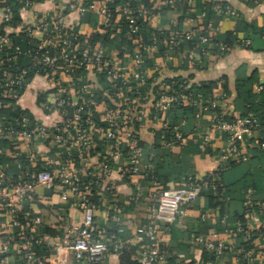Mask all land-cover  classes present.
Returning a JSON list of instances; mask_svg holds the SVG:
<instances>
[{"label":"built area","instance_id":"1","mask_svg":"<svg viewBox=\"0 0 264 264\" xmlns=\"http://www.w3.org/2000/svg\"><path fill=\"white\" fill-rule=\"evenodd\" d=\"M144 2L119 0L110 6L106 0H45V6L64 12L49 11L44 20L17 29L10 27L11 6H2L0 25L4 24L6 32L0 33V107L3 104L19 106L20 99L31 91L32 82L46 78L49 89L40 106L43 111L59 116L60 120L58 124L46 127L22 109L15 118L5 117L6 123H0V157L7 154L20 170L15 175L0 165V216L4 217L0 227L5 228L0 264H108L111 255L121 257L130 247L136 248L140 264H176L165 251L161 234L168 226L180 224L187 216L189 206L204 192L218 190L216 179L220 172L204 178L187 176L177 188L161 189L156 180L149 219L131 235L119 227L114 236L107 237V231L97 220V206L91 197L93 191L110 177L114 166L104 156H100L97 165L91 164L97 135L115 145L124 136L134 140L131 128L137 123L140 128L161 124L170 132L172 144L184 146L192 140L202 151L213 149L219 139L222 169L230 162H249L252 151L264 152V103L257 111L229 114L233 106L227 94L205 96L192 92L188 79H171L153 91L149 75L154 69L151 66L153 53L161 52L163 63L169 62L173 49L183 42L194 41V48L182 55L184 60L191 62L209 54L213 46L219 52L228 47L219 40V26L211 21L204 25L206 11L195 14L196 0H164L162 8L152 12ZM20 3L21 11L35 4L34 0H20ZM223 5L222 2L214 5L215 17L221 18L220 21L237 18V10L230 4ZM165 8L182 9L181 20L170 19V24L178 27L150 35L148 40L144 34L145 24L155 23ZM68 12H90L101 18L104 28L118 27L119 33L134 44L129 60H122L118 54L114 55L104 46L92 44L86 36L73 32L69 23L77 24L78 20L70 22ZM9 31L14 32V36ZM18 36L26 42L25 49L16 41ZM237 43L243 47L251 46V40L245 37H238ZM22 57L29 58V63L17 65V60ZM94 77H100L105 83L101 89L104 101H98L96 88L99 89L100 84L94 82ZM255 90L261 92L263 86L257 85ZM147 105L150 106L145 109ZM176 108L193 110L197 120L210 118L211 126L197 130L190 138L180 126L169 124L163 117ZM97 114L101 121L95 119ZM42 144L65 146L66 154L61 155L56 164H39ZM22 145L28 146V150L22 149ZM114 156L117 157L118 152ZM125 160L126 167L121 170L123 177L151 175V166L141 167L138 150L130 149ZM24 163L31 166L30 171L23 169ZM85 172L88 181L83 179ZM37 187H62L65 191L60 194V200L75 204L81 222L72 227L67 243L55 242L41 234L43 218L40 216L28 220V226L34 231L30 236L17 237L14 233V228L20 225L17 203L32 201ZM243 206L254 229L240 221L232 227L225 220L221 221L225 225L224 234L240 242L220 240L214 232L208 237L193 234L191 246L207 250L216 259L232 254L243 264H264V199H257L254 191L248 189L244 193ZM115 210L119 220L123 210L119 207ZM36 248L49 251L52 262L38 256Z\"/></svg>","mask_w":264,"mask_h":264},{"label":"crops","instance_id":"2","mask_svg":"<svg viewBox=\"0 0 264 264\" xmlns=\"http://www.w3.org/2000/svg\"><path fill=\"white\" fill-rule=\"evenodd\" d=\"M106 1L109 2L110 6H113L115 2V0ZM202 1L204 3L211 1L215 3L227 2L237 10V18L220 21L215 17L212 21L210 20L215 26L220 27L219 40L228 49L219 52L218 48L213 46L209 54L197 57L191 62L184 60L182 57L184 53L191 50L185 46L186 42L170 52L171 60L169 62L163 63L165 60L161 52H158V54L153 53L154 58H152L151 66L154 69L149 73L151 86L153 91H156L162 83L177 78L188 79L192 84L212 82L215 83L212 95L227 94L230 97L233 110L229 114L241 113L244 106L237 104L235 100L242 80L246 77H254L256 84L253 85V92L257 96L256 101L260 99L258 95L262 92L256 91L255 86L260 84L264 86V0ZM163 2L164 0H155L151 8H162ZM34 3L32 8L23 11L18 10V19L15 21L14 26L11 24V28L17 29L21 26L34 24L38 20H44V15L49 11L64 12L59 8L45 6V0H34ZM2 6H0V11ZM180 7L183 9V6ZM200 8L203 9V7ZM182 9L171 10L165 8L162 16L155 23L149 24L152 29L144 30L147 39L149 40L150 35L160 33L162 30L168 32V30L177 28L178 26L170 24V19L181 20ZM200 10H197L195 14ZM68 13L67 18L70 22H72V19L78 20L77 24L69 23L71 27L76 26L77 31L87 38L96 37L94 43L91 42L92 44L104 46L109 52L114 55L118 54L125 61L128 55L132 53L134 44L127 40L126 36L119 33L118 27L111 30L104 28L101 18L90 12L84 14ZM208 22V20H205L204 25ZM179 25L181 28L183 27L181 21ZM9 34H14V32L9 31ZM228 34L231 35V41L227 38ZM238 37L248 39L251 37L250 40H253L254 47L239 45L237 43ZM93 79L94 82L100 84L99 89L96 88L98 101L106 100L101 91L105 87V83L100 77H94ZM48 89L49 85L46 78L34 80L31 91L20 99L18 108L25 110L30 116L38 118L44 126L51 127L58 124L60 118L55 114L43 111L40 106V101ZM149 106L147 105L144 108L148 109ZM172 115H174V112L163 116L168 119L169 124H175ZM95 119L101 121L100 115H95ZM210 120V118L197 120L190 115H184L179 120L176 119L175 125L180 126L183 132L191 138L197 130L209 128L211 126ZM0 123L5 124V118L3 121L0 119ZM197 126L200 128L197 129ZM166 132L168 131L161 124L140 128L137 123H134L131 128V133L135 136L134 140L124 136L115 145L113 142L104 140L100 135L95 137L96 149L92 152L91 164L97 165L100 156H104L114 166L110 177L103 181L99 189L93 191L91 197L93 203L97 206L96 217L99 224L107 231V237L114 236L119 227L131 235L139 225L149 219L150 208L153 204L152 193L159 186L160 178H165L166 189H169L179 187L182 183L178 179L185 176L204 178L215 172H220V175H223V172L226 171L222 181L220 180V188L215 193L204 192L195 203L189 206L187 209L188 214L180 224L168 226L163 230L161 239L165 251L176 264H243L232 254H225L216 259L207 250L190 244L193 234L208 237L214 232L218 233L220 240L230 243L240 242L241 240H232L230 236L224 234L225 225H222V220H225L230 227L240 221L245 225H249L252 229L255 228L250 223L252 221L246 217L243 199L240 197L241 193L238 194L226 184L236 180L242 174V171L240 172L236 168L222 169L219 161V149L222 143L219 139L216 140L213 149H207L211 151H202L197 149L195 142L192 140L184 146L172 144L170 138L166 136ZM3 144L6 145L5 142ZM1 145L0 143V147ZM21 148L25 151L28 150V146L25 145H22ZM130 149H136L140 152L141 167L144 169L151 166L152 172L150 174L154 177L149 174L126 178L122 176L121 170L126 167L125 157ZM66 151L67 147L65 146L42 144L39 151V164H56L59 162L60 156L66 154ZM115 152H118L117 157L114 156ZM256 153L257 151H252L250 161L244 164L255 168L264 167V162L254 158ZM0 165L10 173L15 175L20 173V170L14 165L13 159L7 154L0 157ZM22 167L28 171L31 169V166L26 163L22 164ZM86 174L85 172L83 179L88 181L90 179ZM155 181L158 182L157 186L154 185ZM248 189H252L257 194L255 189ZM63 191L65 189L62 187H56L55 189L37 187L32 201L17 203V216L20 225L14 228L16 236H30L33 234L34 231L28 226V220L40 216L43 218V225L39 232L48 238L54 239L55 242L67 243L70 240V230L74 225L80 224L81 217L73 202L60 200V194ZM257 198L264 199V194L262 196L258 195ZM59 207H61V210H58ZM117 207L123 210L119 220L115 210ZM241 214L244 216L243 220L238 219V215ZM54 215L58 219L54 218ZM204 215L206 219H202ZM3 220L4 217L0 216V221ZM4 230L5 228L0 227V248ZM35 251L38 256L52 262L53 257L49 251L43 248H36ZM127 251H129L127 253L130 255L131 260L138 259L136 248L130 247ZM107 263L122 264L121 257L111 255Z\"/></svg>","mask_w":264,"mask_h":264},{"label":"trees","instance_id":"3","mask_svg":"<svg viewBox=\"0 0 264 264\" xmlns=\"http://www.w3.org/2000/svg\"><path fill=\"white\" fill-rule=\"evenodd\" d=\"M144 1H145L144 4L147 5L149 12L156 10V9L151 8L153 6V3H155V0H144ZM118 2H119V0H115L114 5L117 4ZM202 2H203L202 0H197L196 5L193 9L196 12L197 10L202 9L200 7H203V9L200 10L199 12L205 10L207 20L212 21L213 18H215V16H216L215 11H214V5L216 3H219V2H216V3L214 1H211L209 3H204V2L202 3ZM222 3L224 4L223 6L228 5L227 2H222ZM1 5H10L11 6L12 11H13V18L11 20L10 25L12 24L14 26L15 21L18 19V10H19L20 5H21L20 0H0V6ZM220 19H217V20H220ZM151 29L152 28L149 24H145V30H151ZM5 31L6 30L4 29V24H1L0 25V33L3 34V33H5ZM72 31L79 33L77 31L76 26H72ZM146 32H148V31H146ZM10 35L14 36L13 34H10ZM95 38H96L95 36L88 38L89 42L94 43ZM146 38H148V37L146 36ZM227 38L229 41H231V35L230 34L227 35ZM22 39H23L22 36L16 37V41L22 45L23 49H25L24 47H27V44H26V42H22L21 41ZM250 39H251V37H250ZM195 45L196 44L194 43V41H188V42H186L185 46L189 47L190 49H193ZM250 47L251 48L254 47L253 40L251 41ZM161 50H162V47H161ZM29 61H30L29 58L22 57V58H19L17 60V65L23 66V65L27 64L26 62L29 63ZM174 80H180V79L177 78ZM255 82L256 81H255L254 77L252 76V77L244 78L242 80L241 84H239L238 96L236 97L235 101L237 104L244 106V110H242L241 113H245L248 110L257 111L259 109L261 103H264V86H263V90L261 91L262 93H260V95H258V96H260L259 97L260 99H257L258 101H256L257 96L253 92V85L256 84ZM214 85H215V83H212V82H204V83H199V84H194V83L192 84L191 83V91L195 92V93H201L205 96H211L213 94ZM248 104H250V106H248ZM21 111H22V109L20 110V108H18V106H15V107L11 106L10 107V106H6L5 104H3V106L0 107V119H1V121H3L5 117H7L8 119H13ZM22 112H25V110H23ZM173 112H174V115H172V119L175 122V124H176V119L179 120L184 115H190L191 117L195 116L194 111L190 110V109L176 108L175 110L171 111V113H173ZM166 136L169 138L172 137L169 131L166 132ZM207 151H211V150H207ZM255 155H256V156H254L255 159H258V160L264 162V152L262 153L261 151H257V153ZM240 165H244L242 174L239 177H237L236 180H234L230 183H226V184L229 185L231 188H233V190L235 192H237L238 194L241 193L240 197H242L243 200H244V193H245L246 189H248V188H253L257 191V194H255V197L256 196L258 197V195L262 196L264 194V167L255 168V167H251V165H246L244 163L230 162L228 164L227 168L235 169V168H237V166H240ZM225 172H223V175H220L216 179V183L219 185V188H220L221 181L224 177ZM186 178H187V176H185L181 179H178V181L183 183ZM159 181H160V184H159L160 188L166 189L167 186L165 185V183H166L165 178L164 177L160 178ZM257 199H260V198H257ZM238 217H239L238 219H241V220L244 219L243 214L238 215ZM127 252H129V251L125 250L121 256L122 264H140L139 259L131 260L130 255Z\"/></svg>","mask_w":264,"mask_h":264},{"label":"rangeland","instance_id":"4","mask_svg":"<svg viewBox=\"0 0 264 264\" xmlns=\"http://www.w3.org/2000/svg\"><path fill=\"white\" fill-rule=\"evenodd\" d=\"M243 168L244 166L240 165L238 168H236L237 170H239L240 172L242 171L243 172Z\"/></svg>","mask_w":264,"mask_h":264}]
</instances>
